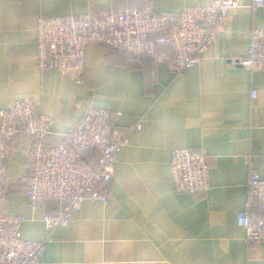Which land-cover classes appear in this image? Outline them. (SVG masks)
Returning <instances> with one entry per match:
<instances>
[{
	"label": "crops",
	"instance_id": "crops-1",
	"mask_svg": "<svg viewBox=\"0 0 264 264\" xmlns=\"http://www.w3.org/2000/svg\"><path fill=\"white\" fill-rule=\"evenodd\" d=\"M212 1L0 0V109L33 98L37 111L53 119L46 144L61 140L91 107L120 112L116 127L129 132V144L116 155L110 201L87 199L69 224L51 230L43 217L60 205L43 201L32 210L22 183L36 141L22 134L11 139L1 209L24 217V238L49 237L45 264H264V242L247 240L237 222L250 167L264 178V69L239 64L250 32L264 28V11L253 0L231 9L199 63L181 73L167 61L132 58L100 43L86 47L83 84L38 65L42 16L147 5L179 14ZM138 123L141 128H131ZM185 147L207 153L206 192L174 190L172 150ZM99 155L96 148L82 152L90 164Z\"/></svg>",
	"mask_w": 264,
	"mask_h": 264
},
{
	"label": "built area",
	"instance_id": "built-area-1",
	"mask_svg": "<svg viewBox=\"0 0 264 264\" xmlns=\"http://www.w3.org/2000/svg\"><path fill=\"white\" fill-rule=\"evenodd\" d=\"M239 3L240 0H213L207 5L188 6L179 14L156 13L147 5L42 16L37 24L38 65L42 70L69 74L76 83L83 84L86 47L103 43L126 50L132 58L148 55L157 63L167 61L174 72L181 73L199 63L229 22L231 9ZM253 6L264 11V0H253ZM164 45L170 46L171 53L161 49ZM239 64L249 70L264 69V28L250 32L247 55ZM251 96L257 97L256 90ZM120 114L91 107L61 140L46 144L53 119L37 111L33 98L19 99L0 109V264H45L49 241V237L24 238V217L1 209L11 139L22 134L36 141L29 151V173L22 183L32 210L46 200L60 205L57 213L43 217L51 230L69 224L87 199L104 204L110 201L109 185L114 178L116 155L129 144V132L116 127ZM131 128H141V123ZM89 148L100 152L96 164L82 156ZM207 158L205 151L186 147L172 150L171 172L176 193L195 194L210 189ZM237 222L245 230L247 240L264 242V178L253 167L249 170L246 202L237 213Z\"/></svg>",
	"mask_w": 264,
	"mask_h": 264
},
{
	"label": "trees",
	"instance_id": "trees-1",
	"mask_svg": "<svg viewBox=\"0 0 264 264\" xmlns=\"http://www.w3.org/2000/svg\"><path fill=\"white\" fill-rule=\"evenodd\" d=\"M100 44H103V43H100ZM103 45H105V44H103ZM107 46V45H106ZM164 46H168V45H164ZM109 47V46H108ZM169 48H170V46H168ZM113 48V47H112ZM116 49H118V48H116ZM144 56H148V55H144ZM153 58V57H152ZM154 59V58H153ZM46 201H52V200H46ZM54 202V201H53ZM56 203V202H55ZM56 204H58V203H56ZM59 205V204H58Z\"/></svg>",
	"mask_w": 264,
	"mask_h": 264
}]
</instances>
